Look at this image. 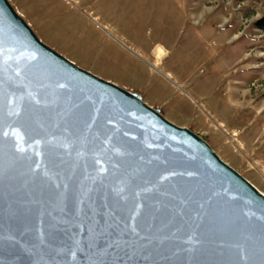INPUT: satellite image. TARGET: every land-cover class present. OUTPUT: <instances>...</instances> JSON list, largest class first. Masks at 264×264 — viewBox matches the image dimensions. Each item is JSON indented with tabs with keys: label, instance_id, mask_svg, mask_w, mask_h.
Here are the masks:
<instances>
[{
	"label": "water",
	"instance_id": "95a60500",
	"mask_svg": "<svg viewBox=\"0 0 264 264\" xmlns=\"http://www.w3.org/2000/svg\"><path fill=\"white\" fill-rule=\"evenodd\" d=\"M0 264H264V195L0 0Z\"/></svg>",
	"mask_w": 264,
	"mask_h": 264
},
{
	"label": "rangeland",
	"instance_id": "374dc122",
	"mask_svg": "<svg viewBox=\"0 0 264 264\" xmlns=\"http://www.w3.org/2000/svg\"><path fill=\"white\" fill-rule=\"evenodd\" d=\"M8 2L42 43L199 135L264 195V0Z\"/></svg>",
	"mask_w": 264,
	"mask_h": 264
},
{
	"label": "bare ground",
	"instance_id": "6f19581e",
	"mask_svg": "<svg viewBox=\"0 0 264 264\" xmlns=\"http://www.w3.org/2000/svg\"><path fill=\"white\" fill-rule=\"evenodd\" d=\"M69 1H70V0H69ZM157 50H158V52H159L162 56H165V54H166V50H165L163 47L158 46V47H157Z\"/></svg>",
	"mask_w": 264,
	"mask_h": 264
}]
</instances>
